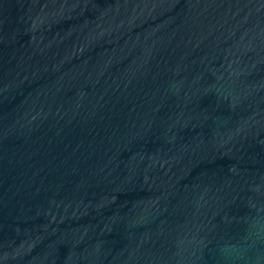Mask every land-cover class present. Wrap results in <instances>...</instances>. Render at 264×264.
<instances>
[{
    "label": "water",
    "instance_id": "1",
    "mask_svg": "<svg viewBox=\"0 0 264 264\" xmlns=\"http://www.w3.org/2000/svg\"><path fill=\"white\" fill-rule=\"evenodd\" d=\"M0 264H264V0H0Z\"/></svg>",
    "mask_w": 264,
    "mask_h": 264
}]
</instances>
